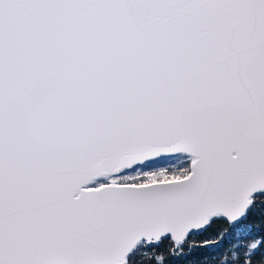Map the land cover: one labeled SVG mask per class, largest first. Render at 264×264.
Wrapping results in <instances>:
<instances>
[{
	"label": "snow or ice",
	"instance_id": "obj_1",
	"mask_svg": "<svg viewBox=\"0 0 264 264\" xmlns=\"http://www.w3.org/2000/svg\"><path fill=\"white\" fill-rule=\"evenodd\" d=\"M0 264H264V0H0Z\"/></svg>",
	"mask_w": 264,
	"mask_h": 264
}]
</instances>
